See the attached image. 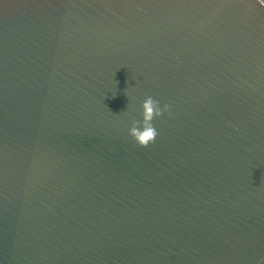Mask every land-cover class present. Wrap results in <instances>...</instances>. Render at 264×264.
<instances>
[{"label":"water","instance_id":"obj_1","mask_svg":"<svg viewBox=\"0 0 264 264\" xmlns=\"http://www.w3.org/2000/svg\"><path fill=\"white\" fill-rule=\"evenodd\" d=\"M0 264H264V0H0Z\"/></svg>","mask_w":264,"mask_h":264},{"label":"clouds","instance_id":"obj_2","mask_svg":"<svg viewBox=\"0 0 264 264\" xmlns=\"http://www.w3.org/2000/svg\"><path fill=\"white\" fill-rule=\"evenodd\" d=\"M169 105H160L159 101L151 96H146L140 102V119H132L128 127V134L141 147H147L149 143L155 140L157 131L153 126V118L159 117L163 112L168 111Z\"/></svg>","mask_w":264,"mask_h":264}]
</instances>
